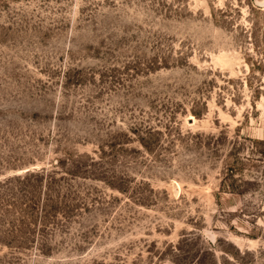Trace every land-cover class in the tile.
Segmentation results:
<instances>
[{"label": "rangeland", "instance_id": "obj_1", "mask_svg": "<svg viewBox=\"0 0 264 264\" xmlns=\"http://www.w3.org/2000/svg\"><path fill=\"white\" fill-rule=\"evenodd\" d=\"M0 264H264V0H0Z\"/></svg>", "mask_w": 264, "mask_h": 264}]
</instances>
